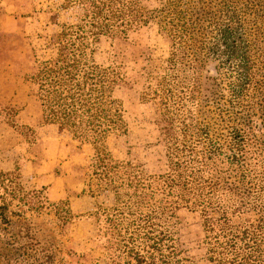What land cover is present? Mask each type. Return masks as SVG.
Wrapping results in <instances>:
<instances>
[{
    "label": "trees",
    "instance_id": "1",
    "mask_svg": "<svg viewBox=\"0 0 264 264\" xmlns=\"http://www.w3.org/2000/svg\"><path fill=\"white\" fill-rule=\"evenodd\" d=\"M61 1L62 9L86 10L61 27L51 41L54 54L35 60L23 78L41 123L67 129L74 147H89L90 182L113 193V206L94 212L106 226L103 243L115 253L111 264H182L172 228L181 208L199 219L207 262L264 264V171L251 164L264 160V0H215L208 8L205 0H150V7L140 0ZM150 24L167 56L144 60L132 79L141 86L140 101L158 106L167 161L160 175L107 152L106 137L126 132L112 90L129 79L123 64L100 65L92 57L100 37L125 41ZM208 61L225 73L230 104L258 95L261 128L251 122V106H240L238 128L217 134L193 119L196 95L203 102L222 97L217 79L197 72ZM184 71L190 72L185 82L178 75ZM65 210L62 222L73 218Z\"/></svg>",
    "mask_w": 264,
    "mask_h": 264
},
{
    "label": "rangeland",
    "instance_id": "2",
    "mask_svg": "<svg viewBox=\"0 0 264 264\" xmlns=\"http://www.w3.org/2000/svg\"><path fill=\"white\" fill-rule=\"evenodd\" d=\"M214 2L204 4L208 8ZM140 4L150 7L152 1L140 0ZM85 10L86 6L76 4L62 9L61 0H0V264H111L115 259L101 237L106 232L102 216L94 215L96 208L113 206V193L90 182L89 147H74L67 129L41 123L33 88L23 78L34 69L35 60L54 54L51 41L62 26L77 23ZM167 51L153 24L125 41L100 37L93 48L95 63H121L129 79L112 90L121 104L126 132L108 135L105 148L112 160L129 163L146 175L167 171L163 124L157 104L140 101L141 86L132 77L144 60L164 59ZM215 66L208 61L197 72L217 79L215 89L222 97L210 96L203 102L196 95L193 119L217 134L238 128L240 106H251V122L256 130L261 128L258 95L230 104L225 73ZM189 74L178 75L184 81ZM251 162L256 173L264 171V160ZM66 207L73 218L62 222ZM174 216V244L182 264H210L196 214L181 208Z\"/></svg>",
    "mask_w": 264,
    "mask_h": 264
},
{
    "label": "crops",
    "instance_id": "3",
    "mask_svg": "<svg viewBox=\"0 0 264 264\" xmlns=\"http://www.w3.org/2000/svg\"><path fill=\"white\" fill-rule=\"evenodd\" d=\"M50 125V124H49ZM75 200H81V199H84V196L83 197H78V198H74Z\"/></svg>",
    "mask_w": 264,
    "mask_h": 264
}]
</instances>
